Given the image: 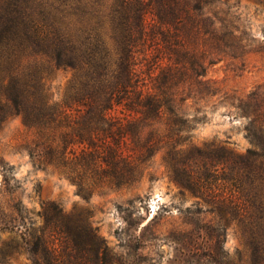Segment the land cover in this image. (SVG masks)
<instances>
[{
	"label": "trees",
	"instance_id": "trees-1",
	"mask_svg": "<svg viewBox=\"0 0 264 264\" xmlns=\"http://www.w3.org/2000/svg\"><path fill=\"white\" fill-rule=\"evenodd\" d=\"M218 4L221 0H0V126L9 116L20 117L34 130L33 156L43 151L48 164L66 168L63 175L84 199L132 189L144 176L152 179L150 163L158 152L177 184L201 189L199 165L184 147L197 119L181 111L187 100L182 94L185 85H194V76H203L200 44L220 39L216 33L224 19L215 11ZM44 63L72 73L59 102ZM252 144L246 155L263 202L249 208L225 204L242 217L254 210L239 222L247 264H264V140ZM233 157L228 152L224 165ZM42 217L65 239L84 229L52 203L42 207ZM222 239L219 234L217 241ZM37 240L49 251L44 235ZM34 246L36 252L38 242ZM50 249V261L61 264ZM70 249L79 254L72 264H109L96 233L89 243H70ZM204 257L215 262L211 251ZM215 264L242 263L223 256Z\"/></svg>",
	"mask_w": 264,
	"mask_h": 264
},
{
	"label": "rangeland",
	"instance_id": "rangeland-1",
	"mask_svg": "<svg viewBox=\"0 0 264 264\" xmlns=\"http://www.w3.org/2000/svg\"><path fill=\"white\" fill-rule=\"evenodd\" d=\"M215 11L224 19L216 33L220 39L200 44L203 76L185 85L181 107L197 119L184 147L199 165L203 187L192 191L177 184L158 152L150 163L152 179L144 176L132 189L84 199L63 175L66 168L48 164L43 151L33 156L34 130L9 116L0 126V264H54L52 247L61 264H72L79 254L70 243H89L94 233L104 241L109 264H215L223 256L248 263L239 221L254 210L242 217L226 202L248 208L263 202L246 154L252 142L264 140V0H221ZM44 66L53 100L59 102L72 73ZM228 152L236 157L224 165ZM50 203L84 229L69 239L52 232L42 217V207ZM41 235L49 251L43 252ZM208 251L215 262L204 257Z\"/></svg>",
	"mask_w": 264,
	"mask_h": 264
}]
</instances>
